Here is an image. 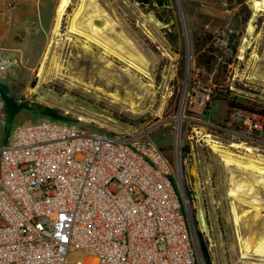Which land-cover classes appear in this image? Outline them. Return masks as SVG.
Listing matches in <instances>:
<instances>
[{
	"label": "rangeland",
	"instance_id": "obj_1",
	"mask_svg": "<svg viewBox=\"0 0 264 264\" xmlns=\"http://www.w3.org/2000/svg\"><path fill=\"white\" fill-rule=\"evenodd\" d=\"M57 1L0 0V46L15 50L20 58L18 67L11 68L0 79V96L3 102L9 101L8 107L4 104L0 148L7 144L16 125L49 120L43 109H50L58 121L77 124L90 131L149 138L174 167L173 119L182 116L186 99L183 116L199 121L186 120L181 131L188 133L196 124L203 126L202 135L193 142V150L185 146L182 149V157L192 153L198 160L194 164L198 175L196 184L208 228L201 232L195 224L199 254L200 237L210 264H264L257 256L240 257L234 216L230 211L234 205V199L229 196L230 174L234 167L224 164L203 142V135L207 133L224 146L230 145V141L214 133L210 126L224 121L227 104L212 95L207 110L195 114L193 107L188 106L189 96L193 95L191 91L196 90L197 85L213 89L215 69L229 59L221 88L228 89L243 107L264 114V13L251 6L256 0H171L167 8L172 17L169 23L154 15L160 9L155 2L100 0L99 5L106 15L93 19L98 20L94 23L100 28L105 26L102 37L112 46L120 47L130 58L134 57L133 60L147 71L146 76L110 57L103 56V61L98 62L102 55L100 48L93 44H90L92 54L85 53L79 47L82 38L69 34L66 28L78 0H71L58 20ZM148 16L162 26H157ZM248 23L253 27L251 36L246 31ZM206 34L211 35V47L218 56L211 72L195 62V40ZM66 36L76 44L67 41ZM248 40L250 46L241 52ZM56 63L58 72L54 68ZM112 92H116L119 101L111 98ZM31 94L41 95L42 101L33 100ZM131 99L138 102L133 109L129 106ZM16 107L18 110L10 117L9 113ZM189 166V163L182 166L186 176L184 188L194 214L198 203L194 188L189 184ZM256 192L264 201V190L256 189ZM240 225L242 234L252 230L257 237L264 234L260 219L252 227L251 219H243ZM86 256L83 252L72 251L67 258L70 263H83Z\"/></svg>",
	"mask_w": 264,
	"mask_h": 264
},
{
	"label": "built area",
	"instance_id": "obj_2",
	"mask_svg": "<svg viewBox=\"0 0 264 264\" xmlns=\"http://www.w3.org/2000/svg\"><path fill=\"white\" fill-rule=\"evenodd\" d=\"M19 64L15 50L0 46V79ZM192 93V112L207 110L210 90ZM186 104L173 119L174 167L149 138L51 120L16 125L0 148V264H204L182 168L189 155L198 162L182 149L193 150L203 126L181 131L199 121L183 116ZM4 117L0 97V126ZM210 126L230 145L264 154L257 111L227 108ZM72 251L85 261L70 263Z\"/></svg>",
	"mask_w": 264,
	"mask_h": 264
},
{
	"label": "bare ground",
	"instance_id": "obj_3",
	"mask_svg": "<svg viewBox=\"0 0 264 264\" xmlns=\"http://www.w3.org/2000/svg\"><path fill=\"white\" fill-rule=\"evenodd\" d=\"M99 2L100 0H78L76 6L73 8L71 14L69 15L68 26L66 27L67 32L69 34L82 38V41L79 43V47L83 49L85 53L92 54L93 50L90 44H93L94 46L100 48V54L102 56H99L98 62L103 61V56L104 58L110 57L124 62L127 67L132 68L139 74L146 76L147 71L144 69V67L133 60L134 57L130 58L120 47L112 46L110 44L111 42L109 43L104 37H102V30L104 31L105 26L104 28H100L98 24L96 25L94 23L96 19H93L94 16L95 18H98L99 16L106 15V12L102 10ZM70 3L71 0L57 1L55 7L57 20L65 14V10L70 5ZM251 6H255L256 10L262 11L264 13V0L253 1ZM149 18L157 26H162V24L153 19L152 16H150ZM105 24L110 23L105 22ZM246 31L248 36L253 35V27L251 24H247ZM66 40L70 41L73 44H76V41L70 38V36H66ZM250 44V40L245 41L244 47H241V52L243 51V49L248 48ZM46 54L47 52L45 51V55ZM253 56H255L256 60H259V57L257 55ZM107 66H109V64H107ZM54 68L58 72L59 66L57 65V63L55 64ZM40 71L41 67L39 68V72ZM77 82H81L80 77L77 78ZM110 95L111 98L114 99V101H119L116 92H112L110 93ZM42 99L43 97L41 95H37L36 98H33V100L35 101H42ZM129 106L133 109L138 106V102L134 99H131L129 100ZM203 139V142H205L207 146L217 154L219 159L224 164L234 167L230 174L231 187L229 196L234 199V205L231 206L230 211L234 216L233 223L235 227V235L239 242L238 252L240 253V257L245 258L248 255H253L257 256L256 258L260 257V259L264 261V234L260 237H257L253 230L252 232H246L245 234H242L241 231L239 232V230H241L240 222L243 219L245 221L251 219V227L254 226V223L258 219H260L264 228V201L259 199V196L256 192V189L264 190V155L261 156L259 154H256L253 149L242 143H233L229 146H224L222 143L214 140L212 136L208 134L203 135ZM230 148H232L233 150ZM192 163L193 158L191 157L189 159L190 166H194ZM194 176H196V171L194 172ZM194 191L196 193L195 196L198 203V207L196 208L195 212V218L198 222L197 226L202 232H206L207 224L204 211L200 207L201 196L199 186L197 184L194 187ZM261 210L263 211V213L261 212Z\"/></svg>",
	"mask_w": 264,
	"mask_h": 264
},
{
	"label": "trees",
	"instance_id": "obj_4",
	"mask_svg": "<svg viewBox=\"0 0 264 264\" xmlns=\"http://www.w3.org/2000/svg\"><path fill=\"white\" fill-rule=\"evenodd\" d=\"M211 35L206 34L203 36L198 37L195 40V62L197 66L203 67L205 71L211 72L213 70L212 64L215 62L218 58L217 55H215V49L211 47ZM209 44V45H208ZM235 47H233L232 53L235 52ZM230 60L228 59L224 64H221V66H218L214 71V82H213V89H211V96H217L218 100L225 101L227 104V107L230 108H240V109H247L243 107L241 104H239V99L235 96H231V92L228 89H222V82L224 80L223 74H225L226 69V63H229ZM225 76V75H224ZM219 89V90H218ZM1 97V96H0ZM3 100V99H2ZM4 104L6 107L9 106V101L5 100ZM20 108V107H19ZM18 110V107H16L13 111L9 113L10 117H12V114H15ZM251 110V109H247ZM254 111V110H252ZM43 113L45 116L49 117V120L51 121H58L56 118H53L54 111L50 109H43ZM259 113V112H258ZM264 116L263 113H260ZM199 243H200V250L202 257L204 259L205 264H210V260L208 257V253L206 250V247L203 245V243L200 241L199 237Z\"/></svg>",
	"mask_w": 264,
	"mask_h": 264
},
{
	"label": "water",
	"instance_id": "obj_5",
	"mask_svg": "<svg viewBox=\"0 0 264 264\" xmlns=\"http://www.w3.org/2000/svg\"><path fill=\"white\" fill-rule=\"evenodd\" d=\"M144 3H153L155 2V4L158 6V8H160L158 11L154 12V15L164 21L165 23H169L172 20V17L168 14L167 8H170L171 6V0H142ZM250 4V3H249ZM32 95V99L36 98L37 96L35 94H31ZM193 158L192 155H189V159ZM193 172V173H192ZM194 166H189L187 168V175H188V179H189V184L191 188H194L196 186V176H194ZM200 207L203 208V203L202 200L200 201Z\"/></svg>",
	"mask_w": 264,
	"mask_h": 264
}]
</instances>
